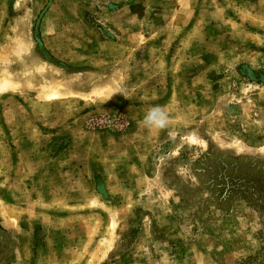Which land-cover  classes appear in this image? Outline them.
Masks as SVG:
<instances>
[{"label":"rangeland","instance_id":"374dc122","mask_svg":"<svg viewBox=\"0 0 264 264\" xmlns=\"http://www.w3.org/2000/svg\"><path fill=\"white\" fill-rule=\"evenodd\" d=\"M0 264H264V0H0Z\"/></svg>","mask_w":264,"mask_h":264},{"label":"clouds","instance_id":"9594fccd","mask_svg":"<svg viewBox=\"0 0 264 264\" xmlns=\"http://www.w3.org/2000/svg\"><path fill=\"white\" fill-rule=\"evenodd\" d=\"M168 120V113L161 106H154L145 114L142 124L148 130H163Z\"/></svg>","mask_w":264,"mask_h":264}]
</instances>
